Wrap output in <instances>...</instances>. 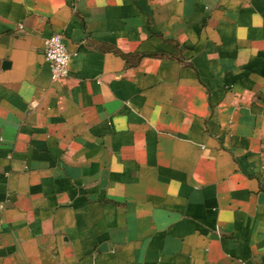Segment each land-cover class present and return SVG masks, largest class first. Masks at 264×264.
I'll return each mask as SVG.
<instances>
[{
    "label": "crops",
    "instance_id": "0c3cea01",
    "mask_svg": "<svg viewBox=\"0 0 264 264\" xmlns=\"http://www.w3.org/2000/svg\"><path fill=\"white\" fill-rule=\"evenodd\" d=\"M0 264H264V0H0Z\"/></svg>",
    "mask_w": 264,
    "mask_h": 264
},
{
    "label": "built area",
    "instance_id": "2783aa9c",
    "mask_svg": "<svg viewBox=\"0 0 264 264\" xmlns=\"http://www.w3.org/2000/svg\"><path fill=\"white\" fill-rule=\"evenodd\" d=\"M44 58L50 66L52 80H58L68 74L70 53L60 33H53L45 39Z\"/></svg>",
    "mask_w": 264,
    "mask_h": 264
}]
</instances>
